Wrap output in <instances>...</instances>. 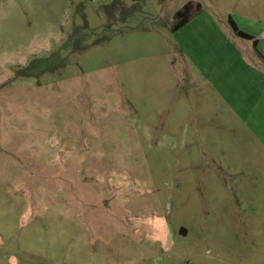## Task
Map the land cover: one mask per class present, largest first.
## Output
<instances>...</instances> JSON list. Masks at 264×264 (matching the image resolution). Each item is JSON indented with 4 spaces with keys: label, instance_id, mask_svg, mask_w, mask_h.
Wrapping results in <instances>:
<instances>
[{
    "label": "rangeland",
    "instance_id": "1",
    "mask_svg": "<svg viewBox=\"0 0 264 264\" xmlns=\"http://www.w3.org/2000/svg\"><path fill=\"white\" fill-rule=\"evenodd\" d=\"M0 264H264V0H1Z\"/></svg>",
    "mask_w": 264,
    "mask_h": 264
},
{
    "label": "trees",
    "instance_id": "2",
    "mask_svg": "<svg viewBox=\"0 0 264 264\" xmlns=\"http://www.w3.org/2000/svg\"><path fill=\"white\" fill-rule=\"evenodd\" d=\"M0 4H1V0H0ZM189 9H191V4H187L181 11H179L177 13V17L180 18L181 16H184L189 11ZM190 20H191V17L185 15V17H183V19H181V21H179V23L175 26V31L184 27L187 23H189ZM231 26L233 28L234 33L238 37L253 41L255 46L257 45V40L250 34L239 30L236 24L232 20H231Z\"/></svg>",
    "mask_w": 264,
    "mask_h": 264
},
{
    "label": "crops",
    "instance_id": "3",
    "mask_svg": "<svg viewBox=\"0 0 264 264\" xmlns=\"http://www.w3.org/2000/svg\"><path fill=\"white\" fill-rule=\"evenodd\" d=\"M237 36V35H236ZM250 41V40H249ZM257 43H258V40H257ZM253 44H254V42H253ZM255 45V44H254Z\"/></svg>",
    "mask_w": 264,
    "mask_h": 264
}]
</instances>
